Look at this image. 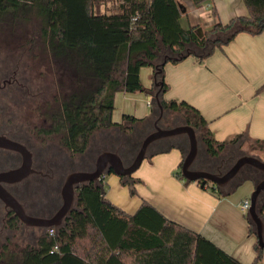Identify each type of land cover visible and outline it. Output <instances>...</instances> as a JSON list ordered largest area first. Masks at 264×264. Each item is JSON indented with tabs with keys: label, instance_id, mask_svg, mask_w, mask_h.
Wrapping results in <instances>:
<instances>
[{
	"label": "trees",
	"instance_id": "obj_1",
	"mask_svg": "<svg viewBox=\"0 0 264 264\" xmlns=\"http://www.w3.org/2000/svg\"><path fill=\"white\" fill-rule=\"evenodd\" d=\"M112 1L117 6L110 10L107 7ZM192 1L200 6L208 0ZM243 2L249 16L234 18L226 25L219 23L202 37L197 27H182L179 0H0V22L26 16L38 19V36L51 62L61 63L74 80L68 94L58 89L53 96L54 108H59L47 113L53 128L39 132L60 136L58 140L71 158H77L87 153L95 134L122 131L125 135L113 136L111 151L130 163L141 140L153 132L158 110L154 107L153 118L124 115L121 123L114 122L115 95L146 92L154 97L157 88L154 81L150 89L144 87L142 68H152L154 76L155 66L167 56L186 55L195 47L206 49L205 54L190 55L204 61L240 33L262 34L264 0ZM207 44L210 46L206 48ZM159 80L166 92L169 87L164 73ZM162 104L164 114L159 125L193 127L211 157H218L244 137H237L231 144L219 143L196 108L163 97ZM175 146L171 143L168 148ZM176 175L184 180L182 173ZM122 179L127 184L131 181ZM260 204L264 217V202ZM53 229V236L49 229L30 231L10 212L0 264H241L201 234L165 217L147 201L134 214H127L106 199L103 179L82 185L77 190L75 208L62 226ZM255 251L254 264H258L264 256L258 242Z\"/></svg>",
	"mask_w": 264,
	"mask_h": 264
},
{
	"label": "crops",
	"instance_id": "obj_2",
	"mask_svg": "<svg viewBox=\"0 0 264 264\" xmlns=\"http://www.w3.org/2000/svg\"><path fill=\"white\" fill-rule=\"evenodd\" d=\"M179 4L182 27H197L200 37L219 23L226 25L234 18L249 16L243 0H208L200 6L192 0H179ZM140 77L146 89L153 86L152 68H142ZM164 77L169 87L163 94L165 101H185L196 108L209 122L215 141L231 144L239 136L264 141V89L260 90L264 85V32L240 33L204 61L190 55L177 64L167 63ZM114 107L113 121L117 123L122 122L124 115L142 119L156 114L153 97L146 92H119ZM118 134L125 135L119 130ZM162 144L149 150L157 156L151 159L148 180L163 192L151 204L241 264H254L258 239L240 205L264 176L260 177L257 169L254 173L248 170L238 184L214 188L215 194L207 192L206 186L200 189L197 181L183 187L173 171L183 161L188 144L173 143L179 146L180 153L164 152L171 143ZM261 201L264 202V195ZM137 208L138 204L130 206V214ZM258 264H264V256Z\"/></svg>",
	"mask_w": 264,
	"mask_h": 264
},
{
	"label": "flooded vegetation",
	"instance_id": "obj_3",
	"mask_svg": "<svg viewBox=\"0 0 264 264\" xmlns=\"http://www.w3.org/2000/svg\"><path fill=\"white\" fill-rule=\"evenodd\" d=\"M18 71V66L11 70H5L0 67V103H2V106L0 107V118L5 116L3 107L6 108V105L4 104H7L8 101L11 102V100H15L18 93H21L22 96L28 97V99H30V97L32 99L38 96L43 97L46 105L45 113L52 114V109H54L53 100L52 104L47 101L49 95H51L50 90L45 86H40L41 90L38 92H35L34 90L32 91L33 88L30 85V80L26 76H23L20 79L17 78ZM25 72H22V75H25ZM176 126L180 125H173L169 128ZM14 128L17 131V136L15 135V132L8 131L5 126H0V136L7 137L27 146L33 155L32 168L35 172L25 178L22 182L3 185L24 205L28 215L41 218L52 217L60 208L62 204L61 191L67 175L79 171H93L100 154L103 151H111L112 148H114V144H112L113 136H118V131L102 132L100 133L99 138H97V134H95L87 153L78 156L77 158H71L69 152L62 146L60 141L57 138L53 140L55 136H47L39 132L43 128L46 130L53 128L51 117L44 119L39 129L34 130L36 137L33 136V138L32 135H21L22 128L20 126L15 125ZM162 128L169 129L163 124ZM19 137L23 138V140ZM33 139L34 143H32ZM31 140L32 145H30ZM174 142L188 144V139L186 136H180L162 140L152 144L150 149L154 148L157 144ZM161 147L162 146H159L160 149ZM186 150H188V145ZM51 155L56 156L55 159H53ZM242 157L244 156L241 153L240 145L233 147L229 146L219 155V157L213 158L212 163L209 164V160H211L212 157L199 142V154L194 169L207 168L215 172L219 171L224 175ZM123 159L125 163H128V161H126L127 159ZM21 165L22 156L19 153L0 149V173L9 170H16L20 168ZM248 170H251V173H254L256 169L251 166H246L228 187L238 184ZM259 176H264V173L259 174ZM10 212L13 211L10 208H7L4 202L0 199V232H4L5 221ZM24 227L26 226L24 225ZM26 228L30 231L37 229L30 227Z\"/></svg>",
	"mask_w": 264,
	"mask_h": 264
},
{
	"label": "rangeland",
	"instance_id": "obj_4",
	"mask_svg": "<svg viewBox=\"0 0 264 264\" xmlns=\"http://www.w3.org/2000/svg\"><path fill=\"white\" fill-rule=\"evenodd\" d=\"M116 6L117 2L112 1L108 3L107 8L111 10L115 9ZM26 17L27 18L17 19L6 18L0 22V67L5 70H11L18 66L19 71L17 78L20 79L26 76L30 80V85L33 88L32 91L34 90L35 92L41 90L40 86L48 88L51 95H49L47 101L52 104L53 96L56 95L57 90L62 89L63 92L67 91L68 94L73 87L72 81L74 80L71 77L70 71L66 67H63L61 63L51 62L38 36V19L36 20V18L29 16ZM192 50L198 51V54H203V50H197L195 47H193ZM22 72H25V75H22ZM50 103L48 104L51 105ZM4 105H6V108L3 107L5 116L0 118V126H5L8 131L16 133L17 131L14 126L18 125L22 128L21 135L25 134L28 136L32 135V138L33 136L36 137L34 130H38L42 121L48 118V114L45 113V99L40 96L34 99L31 97L28 99V97L18 93L15 100H11V102L8 101L7 104ZM1 106L2 103H0V107ZM55 110L59 111V108L56 107ZM172 118L173 116L170 117L171 120ZM180 122L181 121H178L177 123ZM15 135L17 136V133ZM99 136L100 132L97 133V138H99ZM59 137L55 136L52 138L55 140V138L59 139ZM21 139L23 140V138ZM142 141L143 140H141L139 147ZM31 142L32 140L30 143ZM32 143H34V139ZM32 143L30 145H32ZM238 145L241 146V153L243 156H256L264 161V144H256L243 137L236 143H233L231 147ZM179 149V146H175L165 149L166 151L164 152L170 150V152L179 151L180 153ZM186 153L187 151L185 154ZM155 156H157V154L149 152L141 167L132 174L130 181L132 184L130 182L128 184L124 183L122 177L114 172L107 173L103 178V188L106 199L127 214H130L129 209L133 204H138L139 208L143 201L150 203L151 200L158 201V196H162L163 194L162 189L148 180L151 159ZM173 172V176L179 180L183 187L188 186L190 183H195L177 178L176 174L181 173V168H179V166ZM199 185L200 189H204L201 184ZM214 188L212 183H207L205 189L207 192L215 194ZM251 194L252 192L248 195L247 199L250 200ZM113 201L117 204L115 202L113 203ZM4 233L5 231L0 232V251L3 250Z\"/></svg>",
	"mask_w": 264,
	"mask_h": 264
},
{
	"label": "water",
	"instance_id": "obj_5",
	"mask_svg": "<svg viewBox=\"0 0 264 264\" xmlns=\"http://www.w3.org/2000/svg\"><path fill=\"white\" fill-rule=\"evenodd\" d=\"M207 47H209V44H207ZM205 50L203 49L202 55L205 54ZM191 53L196 54L194 50L188 49L186 55L182 53L178 57L167 56L162 63L155 66L153 77L154 86L157 88V91L153 99L154 107L157 108L158 113L154 119V130L143 139L131 162L126 164L116 151H103L98 157L93 171H79L67 175L61 191L62 204L52 217L41 218L28 215L24 205L4 187L3 184L22 182L35 171L32 168L33 155L27 146L7 137L0 136V149L16 152L22 156L20 168L0 173V199L4 202L5 206L10 208L26 227L44 230L58 228L62 226L65 218L75 208L77 190L82 185L90 182L100 183L104 176L110 172L129 179L141 167L149 154L152 144L180 136H186L188 139V150L184 155L181 167L182 176L187 182L200 181L203 188L207 183H212L215 188L223 189L227 188L246 166H251L264 173V161L256 156H244L240 158L224 175L219 171L215 172L207 168L194 169L199 154V140L195 129L189 125L165 129L159 125L164 114V106L162 104L164 94L163 81L159 80V76L164 73V67L168 63V60H182ZM213 158L215 157L209 160V164L212 163ZM262 195H264V180L256 185L254 192L250 196L251 205L247 218L253 225L259 247L264 250V217L261 214L260 208V198Z\"/></svg>",
	"mask_w": 264,
	"mask_h": 264
},
{
	"label": "built area",
	"instance_id": "obj_6",
	"mask_svg": "<svg viewBox=\"0 0 264 264\" xmlns=\"http://www.w3.org/2000/svg\"><path fill=\"white\" fill-rule=\"evenodd\" d=\"M148 103L151 104L152 102L149 101ZM250 205H251V203H250V200H249V199H246V200L242 201V203H241V205H240L241 210H242L246 215H247V213H248V211H249V209H250ZM49 234H50V236H53V235L55 234V231H54L53 228H50V229H49ZM55 249H57V246L55 247Z\"/></svg>",
	"mask_w": 264,
	"mask_h": 264
}]
</instances>
